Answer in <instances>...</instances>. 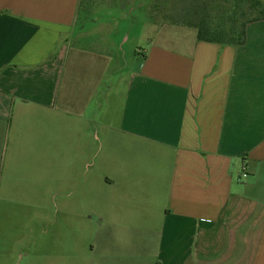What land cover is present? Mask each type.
Here are the masks:
<instances>
[{"label":"crops","instance_id":"1","mask_svg":"<svg viewBox=\"0 0 264 264\" xmlns=\"http://www.w3.org/2000/svg\"><path fill=\"white\" fill-rule=\"evenodd\" d=\"M85 4L0 0V229L25 217L32 237L13 243L37 246L60 213L91 236L20 259L264 264V20L242 46L161 24L140 66L104 90L115 32L80 23Z\"/></svg>","mask_w":264,"mask_h":264},{"label":"rangeland","instance_id":"2","mask_svg":"<svg viewBox=\"0 0 264 264\" xmlns=\"http://www.w3.org/2000/svg\"><path fill=\"white\" fill-rule=\"evenodd\" d=\"M237 1H240L242 5L235 9L239 20L237 25L240 26L253 17L248 4L245 2L246 0L244 2L241 0H112L111 2L98 0V6L94 9L86 0V9L81 13L80 23L85 21L82 23L83 25H91L94 21L102 20L106 27L107 24H111L115 32L113 42L117 52L116 56L114 55L110 72L104 74V79L109 81L108 84L104 82L106 83L104 90L106 86H111L115 79L125 78L127 74L140 66L143 57L138 52L147 53L151 48L150 41L160 40L157 30L159 25L172 23L192 27L190 25H193L194 22L206 17L211 20L216 19L220 24H224L225 29H229L231 23L226 11H229ZM260 1L264 2V0ZM114 19L117 20V25H115ZM54 204L57 211V207L63 205V198H55ZM14 218L20 220L17 216ZM55 219L54 228H47L48 226L40 223L36 229L34 236L39 239V245L28 246L27 248L23 246V249L15 246L13 242L19 230L26 239L32 237L29 221L24 217L23 224L15 226V221L6 219L5 222L8 223L0 229V255H6L7 259L0 264H25V260H21L20 255L46 254L45 241L47 239H55L56 241L61 240L62 237L71 239L74 237L73 233L76 232H81L85 237L84 239H91L87 230H65L62 214L56 213ZM54 248L55 253L62 252L61 245H55Z\"/></svg>","mask_w":264,"mask_h":264},{"label":"trees","instance_id":"3","mask_svg":"<svg viewBox=\"0 0 264 264\" xmlns=\"http://www.w3.org/2000/svg\"><path fill=\"white\" fill-rule=\"evenodd\" d=\"M244 2V0H241ZM246 4L252 13V18L242 23L240 26L237 25L238 17L235 9L241 7L240 1H237L235 5L231 6L229 11H226L228 19L231 25L229 29L223 27L224 24H220L216 19L211 20L206 17L201 18L199 21L190 25L197 29L198 40L208 43H218L224 45L242 46L246 42V28L249 24L263 21L264 20V2L260 0H246ZM244 4V3H243Z\"/></svg>","mask_w":264,"mask_h":264},{"label":"built area","instance_id":"4","mask_svg":"<svg viewBox=\"0 0 264 264\" xmlns=\"http://www.w3.org/2000/svg\"><path fill=\"white\" fill-rule=\"evenodd\" d=\"M242 176L245 178V177H247L248 175L244 173Z\"/></svg>","mask_w":264,"mask_h":264}]
</instances>
